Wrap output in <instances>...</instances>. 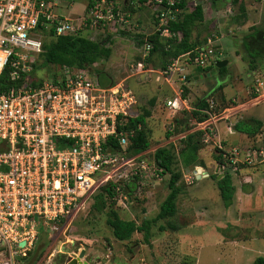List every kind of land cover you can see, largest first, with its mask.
Masks as SVG:
<instances>
[{"label":"built area","instance_id":"1","mask_svg":"<svg viewBox=\"0 0 264 264\" xmlns=\"http://www.w3.org/2000/svg\"><path fill=\"white\" fill-rule=\"evenodd\" d=\"M204 1L186 0L184 9L192 10ZM179 2H144L155 6V25L150 32L171 36L170 22L182 12L176 6ZM55 5V0H0V264H26L41 234L65 235L101 186L114 183L117 201L130 202L128 193L121 192L122 186L133 183L132 179L160 175L147 149L126 153L134 132L124 126L140 112L135 93L124 81L102 85L91 67L68 65H51V77L42 76L41 68L36 70V78L33 75L45 31L55 36L86 32L94 38L99 27L129 30L137 21L135 14L115 0H94L74 17L57 14ZM217 39V33H211L161 74L171 75L181 59L187 66L211 64ZM151 48L145 40L143 58ZM143 65L139 61L133 69L142 73ZM34 79L40 82L35 84ZM261 102L264 82L257 77L249 99L233 98L220 109L208 98L207 107L199 109L204 118L194 123L203 141L221 152L226 162L221 171L264 162V138L255 146L225 148L218 129L219 121L238 119L244 109ZM165 106L171 115L196 109L181 93L168 98ZM227 128L232 131L233 124L228 122ZM111 137L120 150L112 149ZM64 237L55 250L67 254L64 264H69L74 257L66 246L69 238Z\"/></svg>","mask_w":264,"mask_h":264},{"label":"rangeland","instance_id":"2","mask_svg":"<svg viewBox=\"0 0 264 264\" xmlns=\"http://www.w3.org/2000/svg\"><path fill=\"white\" fill-rule=\"evenodd\" d=\"M115 1L128 11L124 7L126 0ZM55 3L54 11L57 14L74 17L83 11L86 0H55ZM139 3L134 0L130 3L135 9L137 21L126 31L127 34H121L113 26L99 27L95 32L96 39L98 36L103 39L110 33L105 43L111 49V55L92 64V68L97 72L102 70L114 82L124 81L135 93L138 109L150 110L151 115L146 120L150 135L148 157L152 158L159 148H170L174 155L172 169L180 173L176 181L179 188L176 214L153 223L148 241L144 242L142 232H134L128 241H119L113 237L106 223L109 210L113 209L120 217L133 219L138 224L144 218L154 217L169 192L171 174L160 173L159 177L132 179L135 187L131 195L128 194L130 202L123 200L112 203L106 199L105 192L98 189L76 215L65 235L57 237L54 234L50 237L41 234L37 242L39 245L36 243L35 246L39 248L38 253L28 258L34 260L33 264H61L62 260L64 264L68 255L57 252L55 248L66 236L71 240L66 245L70 254L78 257L84 251L82 260L92 264H253L256 257L264 256V165L229 168L235 193L230 204L224 203L216 180L226 170L221 171L215 161V147L206 144L201 136L197 163L193 167H185L181 155L182 139L188 133L199 132V129L193 120L176 123L172 127L165 101L176 93L183 94L186 88V97L191 106L202 98H215L220 106H224L231 96L220 93L223 87L235 90L243 85L249 88L254 76L247 73L253 66L264 76V0H239L238 6L232 0H205L202 3L207 19L195 26L193 38L202 39L216 32L218 39L213 46V59L215 64L216 60L226 59L227 70L221 75L218 67L214 66L208 76L196 82L193 78L198 73L196 67L183 64L182 59L171 75L161 74L162 69L155 66L160 64L158 55H152L150 61H143L144 44L139 45L134 34H145L153 29L155 6ZM259 10L260 16L256 15ZM241 21L258 23L248 24L246 28H240L241 25L237 27ZM239 33L245 36L254 34L255 38H249L246 42L252 54L259 58L251 64L250 53L234 35ZM47 39L48 36H43L42 42ZM234 53H239L246 65L234 66ZM42 60L39 57L37 61L41 67L40 74L51 77L52 68L41 64ZM139 61L144 64L142 73H136L133 69ZM261 106L264 108V105ZM199 166L201 170L196 171ZM247 190L254 192V195H245ZM168 222L177 224L178 229L160 231L159 226H166Z\"/></svg>","mask_w":264,"mask_h":264},{"label":"trees","instance_id":"3","mask_svg":"<svg viewBox=\"0 0 264 264\" xmlns=\"http://www.w3.org/2000/svg\"><path fill=\"white\" fill-rule=\"evenodd\" d=\"M132 0H126L124 7L128 11L134 14L135 9L130 4ZM141 3H144L146 0H139ZM94 0H86V7L92 5ZM233 4L238 6L239 0H232ZM166 4V0H164ZM186 0H180L176 6L181 9L175 20L170 22V32L171 36L169 37H160L157 33L145 32V34H134V38L139 45L144 44L145 40H148L152 44L149 55L146 58H143V61L147 62L151 60L152 55H158L160 64L155 65L160 67L162 70L167 68V64L171 63L174 59L180 55L191 51L195 46L203 44L207 38L205 36L202 39L193 38V29L195 26L204 21V9L202 4L196 5L192 10H185ZM124 9V8H123ZM243 12V11H242ZM244 18V16H241ZM242 19V18H241ZM241 21L240 23H242ZM121 34H127L126 31H119ZM264 34V33H263ZM254 34H249L247 38H253ZM44 36H48L49 39L42 42L43 50L39 54V57H42L41 64L45 63L46 65H55L62 66L68 65L75 68H86L93 67L92 64L102 60L108 59L111 55V49L105 43L110 38V33H107V36L103 39L98 36V38H92L90 34L81 32L80 34L73 35H62L55 36L52 31H45ZM246 51L250 56L249 64L255 62L259 58L258 55L252 54L251 47L248 42L244 41L242 43ZM254 53H257L256 51ZM215 54V53H214ZM37 59V61H38ZM219 60H216V63ZM216 64L213 60L211 64L207 66H195L197 74H205L212 70ZM34 78H36L37 69H40L39 62L34 64ZM93 69V68H92ZM219 74H223L227 70V66H222L217 68ZM97 72V71H96ZM5 75V74H4ZM97 77L102 85L113 84L114 81L102 70L97 72ZM40 80L34 79V83H39ZM183 96H186L187 89H183ZM217 104L218 108L222 109L225 106L229 105L232 101V98L229 99L226 105L220 106L218 101L213 98ZM208 98H202L197 100L194 104L193 110H182L177 112L174 115L169 114V123L172 127L176 123L185 122L191 120L201 121L204 118V114L199 111L207 107ZM168 111V110H167ZM139 114L131 116L124 129H131L134 132V135L130 138V142L126 146V153L129 155L137 154L141 151L147 149L150 145V135H148V130L146 126V120L151 115L150 110L140 107ZM181 117V118H180ZM180 118V119H179ZM262 123L256 119H247L239 120L235 123L234 128L239 132L247 134L249 137L256 135L261 129ZM170 132H168L169 134ZM202 132H193L188 133L185 136V139H182L183 147L181 150V155L183 158V164L185 167H193L196 161L198 160V150L201 148V134ZM109 144L113 150H120V146L115 138L111 137ZM217 154L215 161L221 166L226 165L224 159H222L221 152L217 147H215ZM154 160L157 164V168L160 170L161 174L170 173L171 178L168 184L169 192L164 198L163 202L160 205L158 213L152 218H144L140 224H138L133 219H125L120 217V215L113 209L109 210L106 223L111 229L113 237L119 241H128L131 239L134 232H142L143 240L148 241L151 234L152 224L156 223L160 219H165L173 217L177 211L176 200L179 193V188L176 186V181L180 177V173H175L172 169L174 155L170 148H159L154 152ZM240 167V166H238ZM237 167V168H238ZM244 167V166H243ZM229 168H224L225 171L223 175L216 180V185L219 190L220 197L222 201L226 204H230L234 198L235 187L232 182V175ZM217 175H215V178ZM114 183L110 182L106 185L101 186L100 191H104L106 194V199H110L112 203L117 201L118 192L114 189ZM135 183H131L126 187H121V192L131 193L134 191ZM99 191V192H100ZM97 196V195H96ZM95 196V197H96ZM166 229L177 230V224L173 222H168L166 226L160 225L159 230L164 231ZM37 248H35L30 255H36ZM29 260L26 264H33L34 260L28 258ZM63 260L60 261L63 264ZM253 264H264V256H258L254 259Z\"/></svg>","mask_w":264,"mask_h":264},{"label":"crops","instance_id":"4","mask_svg":"<svg viewBox=\"0 0 264 264\" xmlns=\"http://www.w3.org/2000/svg\"><path fill=\"white\" fill-rule=\"evenodd\" d=\"M256 15L260 16L261 10L257 11ZM206 17L207 16L205 15V11H204V20L207 19ZM248 22L249 21H247L246 23H245V21L242 23H238L239 25H237V27L241 25L240 28L241 27L246 28L249 24ZM257 23L258 22H253L249 25L257 24ZM234 35L236 37H238V39H239L238 41L240 43H243L244 41H247V39H249V38H247L248 36H245V34H243V33H239L237 35L234 34ZM253 37H254V35H253ZM234 56H235V60H234V64H233L234 66L238 65V67H239V66H241V64L246 63L243 60V58L239 55V53L238 54L234 53ZM247 65H249V64H247ZM254 68H255V66H253V68L250 71H248V73H247L248 75L253 74V76H254L253 83H254L255 78H257V77H260L264 82V76L259 74ZM208 75H209V72L205 73V74H195L193 76V78H194V81L195 80L198 81L199 79H202L203 77L208 76ZM253 83H252V85H253ZM252 85L247 89L244 88V86L242 85V86H239L238 88H236L235 90L232 88L223 87L221 89L222 92H220V93L221 94L223 93V95L228 94L229 96H231L232 99L238 98L241 101L247 100L251 97ZM233 93L236 94L237 96H235V95L232 96ZM261 105H264V102L254 104V105H250L249 107H247L246 109L243 110V112L241 113V116L238 119L232 118V119H230V121H225V120L219 121V123H218L219 138H220V140H222V143H223L225 148H233V147L245 148V147L250 146V145L255 146V145H258L261 143V139L264 138V108ZM247 119H256L262 123L261 129L254 136L249 137L247 134H245L243 132H239V131L235 130V128H234V125L237 121L247 120ZM228 122H231L233 124V130L232 131H229L227 128ZM261 164L264 165V162ZM262 165H260V166H262ZM263 168H264V166H263ZM197 170H201L200 166L196 168V171ZM207 176H208V174H207ZM245 195H247L248 197H251L252 195H254V192L247 190L245 192ZM88 264H92V263H88Z\"/></svg>","mask_w":264,"mask_h":264},{"label":"water","instance_id":"5","mask_svg":"<svg viewBox=\"0 0 264 264\" xmlns=\"http://www.w3.org/2000/svg\"><path fill=\"white\" fill-rule=\"evenodd\" d=\"M227 64V60L224 59V60H219L217 63H216V67L220 68L222 66H225ZM220 169H222L220 167ZM223 175V174H221ZM220 178V177H218ZM39 248H37V252H38ZM83 255H84V251H82L78 257H74L70 262L69 264H88L86 261H83L82 258H83Z\"/></svg>","mask_w":264,"mask_h":264},{"label":"bare ground","instance_id":"6","mask_svg":"<svg viewBox=\"0 0 264 264\" xmlns=\"http://www.w3.org/2000/svg\"><path fill=\"white\" fill-rule=\"evenodd\" d=\"M68 241H70V243H71V240L70 239Z\"/></svg>","mask_w":264,"mask_h":264}]
</instances>
